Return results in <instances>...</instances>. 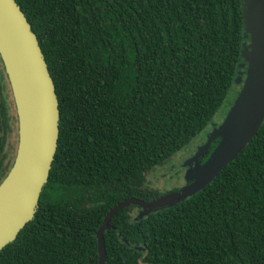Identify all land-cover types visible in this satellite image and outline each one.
Masks as SVG:
<instances>
[{
  "label": "trees",
  "instance_id": "16d2710c",
  "mask_svg": "<svg viewBox=\"0 0 264 264\" xmlns=\"http://www.w3.org/2000/svg\"><path fill=\"white\" fill-rule=\"evenodd\" d=\"M16 2L55 83L60 135L35 217L0 250V264H98L95 232L106 214L129 198L162 196L144 187L146 175L182 152L231 94L243 59V1ZM3 66L0 185L18 131ZM133 209L111 220L105 264H264V122L203 190L141 220Z\"/></svg>",
  "mask_w": 264,
  "mask_h": 264
},
{
  "label": "water",
  "instance_id": "95a60500",
  "mask_svg": "<svg viewBox=\"0 0 264 264\" xmlns=\"http://www.w3.org/2000/svg\"><path fill=\"white\" fill-rule=\"evenodd\" d=\"M242 1L244 40L250 39L249 46L244 42L242 53L243 58L250 50L246 79L225 123L211 135L203 152L214 136H221L219 145L203 164L199 159L184 187L150 201L129 198L113 207L95 232L98 264L106 262L105 233L111 229L110 222L119 212L130 206L139 207L144 210L138 218L141 220L195 195L211 183L260 130L264 122V0ZM0 57L8 73L18 117L15 162L0 185L2 188L13 180L0 208L2 250L14 242L35 217L58 147L60 111L55 83L39 40L16 0H0Z\"/></svg>",
  "mask_w": 264,
  "mask_h": 264
},
{
  "label": "rangeland",
  "instance_id": "374dc122",
  "mask_svg": "<svg viewBox=\"0 0 264 264\" xmlns=\"http://www.w3.org/2000/svg\"><path fill=\"white\" fill-rule=\"evenodd\" d=\"M244 42L247 44V46L250 45V39L245 40ZM249 51V49L246 51L245 56H243L242 63L239 65V71L231 94L229 95L224 105L219 108L218 113L214 117L213 121L204 131L199 133V135L196 136L193 141L182 152L176 153L165 164L152 169L146 175V181L144 184L145 188L152 189L165 194L173 191L174 188L180 189L187 184V178H190V172H192L196 168L199 159L202 158L205 154L206 150L203 152L205 146L209 144L210 139L215 134V132L219 130L221 125L225 123L228 114L230 113L229 111L231 110V108H233L235 102L237 101L242 91L243 84L246 79V72L248 69ZM1 68L4 69V66L3 61L0 57V80L4 83V80L6 78L4 75V71L1 70ZM7 88L8 86L6 84V89L3 91L8 93L7 100L10 106V111L13 112L14 115H16L15 106L13 101H11L12 97L10 96V92L7 91ZM15 126L16 122L14 123V127ZM9 142L13 143L15 149L17 150L18 131L16 132V134L9 138ZM138 211L139 210L137 208L133 209L131 212V216L136 217L137 214L135 213H138ZM143 212L144 210L139 211L140 216L143 214ZM140 216L136 218L138 219Z\"/></svg>",
  "mask_w": 264,
  "mask_h": 264
},
{
  "label": "bare ground",
  "instance_id": "6f19581e",
  "mask_svg": "<svg viewBox=\"0 0 264 264\" xmlns=\"http://www.w3.org/2000/svg\"><path fill=\"white\" fill-rule=\"evenodd\" d=\"M11 180V179H10ZM13 180L7 182L2 188H0V208L4 204L6 197L10 193Z\"/></svg>",
  "mask_w": 264,
  "mask_h": 264
},
{
  "label": "flooded vegetation",
  "instance_id": "af4514ba",
  "mask_svg": "<svg viewBox=\"0 0 264 264\" xmlns=\"http://www.w3.org/2000/svg\"><path fill=\"white\" fill-rule=\"evenodd\" d=\"M182 181H183V177H182ZM175 189V188H174ZM179 188H177L176 190H178ZM176 190H173V191H176ZM155 191V190H154ZM173 191H171V192H173ZM149 192V191H148ZM157 192V191H156ZM158 193H160V192H158ZM168 193H170V192H168ZM168 193H165V194H168ZM160 194H163V193H160ZM164 195V194H163ZM142 200V199H141ZM135 208H137L139 211L141 210V211H143L141 208H139V207H135ZM139 211H138V213H135V214H137L136 215V217H138V216H140V213H139ZM131 215V214H130Z\"/></svg>",
  "mask_w": 264,
  "mask_h": 264
}]
</instances>
